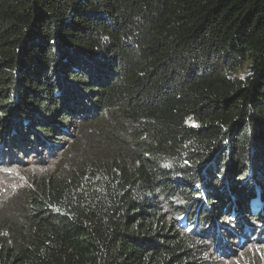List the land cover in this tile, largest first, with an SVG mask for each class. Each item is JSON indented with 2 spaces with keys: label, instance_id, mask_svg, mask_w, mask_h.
I'll list each match as a JSON object with an SVG mask.
<instances>
[{
  "label": "trees",
  "instance_id": "1",
  "mask_svg": "<svg viewBox=\"0 0 264 264\" xmlns=\"http://www.w3.org/2000/svg\"><path fill=\"white\" fill-rule=\"evenodd\" d=\"M89 131L101 157L69 161ZM59 154L1 222L0 264L264 247V0H0V166Z\"/></svg>",
  "mask_w": 264,
  "mask_h": 264
},
{
  "label": "rangeland",
  "instance_id": "2",
  "mask_svg": "<svg viewBox=\"0 0 264 264\" xmlns=\"http://www.w3.org/2000/svg\"><path fill=\"white\" fill-rule=\"evenodd\" d=\"M101 144L104 145L103 137L89 131L78 138L77 144L66 154V157L75 164L82 163L92 157L100 158L102 155ZM62 160V156L59 154L46 168L38 166V169L30 166H0V232L1 222H8L12 217V207L15 209L19 206L22 194L29 187L31 174L40 176L47 170L55 169ZM232 248L236 250L234 257L226 259L222 254L213 252V258L210 259L212 262L209 264H264L263 246L245 243L241 247L234 245Z\"/></svg>",
  "mask_w": 264,
  "mask_h": 264
}]
</instances>
